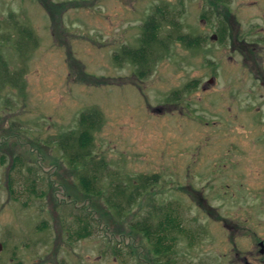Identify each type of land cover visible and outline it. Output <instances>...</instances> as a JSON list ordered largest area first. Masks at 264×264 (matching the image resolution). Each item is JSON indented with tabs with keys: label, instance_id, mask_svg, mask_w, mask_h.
I'll use <instances>...</instances> for the list:
<instances>
[{
	"label": "rangeland",
	"instance_id": "374dc122",
	"mask_svg": "<svg viewBox=\"0 0 264 264\" xmlns=\"http://www.w3.org/2000/svg\"><path fill=\"white\" fill-rule=\"evenodd\" d=\"M226 13L241 37L252 13L264 28V0H0V40L18 38L20 25L38 40L26 56L12 40L0 43L9 70L23 71L18 86L0 91V264H239L225 236L203 242L199 232L198 191L208 184L201 153L219 130L205 122L227 116L230 106L244 112L237 93L246 91L247 70L262 63L246 43L213 39ZM151 15L204 42L188 47L174 38L142 77L139 64L114 56L138 45ZM213 59L228 68L204 89ZM92 108L104 124L91 155L72 165L56 137ZM82 171L92 183H81ZM141 175L147 191L117 217L107 200L115 185ZM209 194L202 204L216 213L221 202ZM142 223L151 238L137 229ZM159 243L169 250H157Z\"/></svg>",
	"mask_w": 264,
	"mask_h": 264
},
{
	"label": "flooded vegetation",
	"instance_id": "af4514ba",
	"mask_svg": "<svg viewBox=\"0 0 264 264\" xmlns=\"http://www.w3.org/2000/svg\"><path fill=\"white\" fill-rule=\"evenodd\" d=\"M253 15L250 14L245 37H241L234 26L232 15L226 13L227 20L216 18L217 33L212 35L213 39L222 41L221 45L225 47H232L233 42V48L239 43H246L253 61L258 58L262 63L250 72L246 69V91L237 93L239 100L245 101L244 112L241 114L240 108L236 110L230 106L227 116L205 122V125L210 122L216 125L219 132L214 134V147L209 152L204 148L205 157V152L201 153V183L208 184L203 188L200 185L198 191L201 241L206 242L213 235L225 236L239 264H264V28L263 25L258 28L261 22ZM188 41L194 45L204 42L199 37ZM217 63L216 59L211 60V76L204 89L209 83L220 80L227 71L226 65L217 66ZM262 67L263 70L259 69ZM226 94L229 99H236L233 93ZM239 126L241 131L237 130ZM210 155L211 160L208 159ZM207 191L214 200L218 198L221 202V208L216 209V213L202 204H208Z\"/></svg>",
	"mask_w": 264,
	"mask_h": 264
},
{
	"label": "trees",
	"instance_id": "16d2710c",
	"mask_svg": "<svg viewBox=\"0 0 264 264\" xmlns=\"http://www.w3.org/2000/svg\"><path fill=\"white\" fill-rule=\"evenodd\" d=\"M159 20H161V18L156 19L153 18V15L149 16L142 25L143 28L141 36L139 37L138 45H126L121 48L120 51L114 56L116 62L119 64H122V62L136 65L139 64L137 73L139 76L143 77L146 74L145 70H149L151 67L150 62L170 52L171 42L174 38L182 42L184 45L187 44L188 47H192L194 45L193 42H190L186 39L187 35L185 33H181L182 31L180 32V25L174 26L173 30L170 31V29L163 25ZM15 28L17 29L16 32L18 38L11 39L10 35L12 34L13 36V33L11 32L10 35H2L0 43H8L9 40H12L11 42L13 43V46L19 50L20 55L26 56V53L28 54L31 51V48L38 44V40L35 37L33 29L27 25H20V27L15 26ZM164 30L169 32L164 33ZM21 70L22 69H20V71H10L6 58L0 54V91L6 84L14 83L16 86L19 85L18 82H20L23 78V71ZM173 94L174 100L181 97V92L179 91H175ZM103 124V114L97 108L88 109L81 112L77 119V125L75 128L66 132H62L58 137H56L57 145L63 151V153L66 154V157L72 165L81 164L87 157L91 155L90 148L94 145L95 134L102 128ZM81 173L80 179L84 186H86L88 183H92L90 179L91 177L89 175H85L83 171ZM155 178L156 179H151L153 184L158 182L157 177ZM146 179L147 176L145 177L144 175H141L137 178H134L130 184L125 183L123 186L120 184L115 185L112 197L108 198L107 200L117 217L122 218L121 215L126 216L136 206L135 204L138 202L143 189L150 184L148 179L147 181ZM146 189L147 188H145V190ZM90 191L91 190L89 188V191L87 192ZM99 192L101 193V191ZM167 217L169 216L167 215L166 218ZM174 221L178 225L173 223ZM169 223L174 229L180 225L179 222H177L173 217H170ZM174 225L176 227H174ZM149 228L151 229V227ZM149 228H147L144 223L137 229L140 232L145 233L147 237L151 238L152 235H150L151 230ZM158 229L165 231L167 228L164 226L163 222H160ZM163 236V238H165L164 234ZM161 237L162 236L159 237V241ZM160 245L161 244L159 243L156 246L157 250L160 248L163 253H166L169 250V246L163 245L162 249ZM159 252L160 251H158V253Z\"/></svg>",
	"mask_w": 264,
	"mask_h": 264
},
{
	"label": "water",
	"instance_id": "95a60500",
	"mask_svg": "<svg viewBox=\"0 0 264 264\" xmlns=\"http://www.w3.org/2000/svg\"><path fill=\"white\" fill-rule=\"evenodd\" d=\"M2 249V244L0 243V250Z\"/></svg>",
	"mask_w": 264,
	"mask_h": 264
}]
</instances>
